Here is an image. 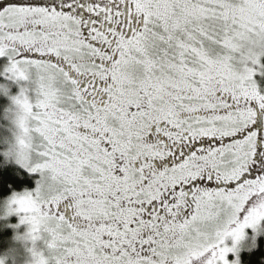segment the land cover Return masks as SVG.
I'll use <instances>...</instances> for the list:
<instances>
[{
	"label": "snow or ice",
	"instance_id": "6c2138e0",
	"mask_svg": "<svg viewBox=\"0 0 264 264\" xmlns=\"http://www.w3.org/2000/svg\"><path fill=\"white\" fill-rule=\"evenodd\" d=\"M0 57L51 264H228L264 210V0H0Z\"/></svg>",
	"mask_w": 264,
	"mask_h": 264
},
{
	"label": "clouds",
	"instance_id": "9594fccd",
	"mask_svg": "<svg viewBox=\"0 0 264 264\" xmlns=\"http://www.w3.org/2000/svg\"><path fill=\"white\" fill-rule=\"evenodd\" d=\"M9 67L10 65L7 63L4 66V71L0 72V76H5L7 81H11V84L0 83V94L9 100V103L4 107L3 113V119L7 121V124L0 125L9 135H4L0 138V143L5 145L0 150V155L4 156L5 163L15 162L22 166L21 161L27 159V152L20 145V140L31 141V137L23 129L29 124L30 114L26 106V98L27 94L33 90L34 78L31 70L24 67L23 71L28 76V79H18L16 73L5 71ZM13 84L19 88L16 94L11 92ZM28 191L18 192L14 190L10 196L0 200V220L7 221L12 216L19 218V222L16 225H5V227H12L14 231L9 247L3 253H0V264H41L45 259L51 264L50 250L33 239L31 225L26 221L25 214L20 210L19 201L25 198ZM257 203L264 204V194L257 196ZM22 225L27 226L23 232L19 231ZM218 227L221 230L230 227L228 218L222 219L218 223ZM248 228L253 230L251 237L246 231ZM262 233H264V210L260 211L251 226L245 227L239 232L238 239L231 236L227 238V240H232V244L228 246L225 243V246L233 249L230 253L236 256V259L229 261L228 264H240L239 253L243 250L251 251L256 248L258 246V237Z\"/></svg>",
	"mask_w": 264,
	"mask_h": 264
},
{
	"label": "trees",
	"instance_id": "16d2710c",
	"mask_svg": "<svg viewBox=\"0 0 264 264\" xmlns=\"http://www.w3.org/2000/svg\"><path fill=\"white\" fill-rule=\"evenodd\" d=\"M5 60L0 57V72L4 71ZM6 77L0 76V83H5ZM8 104V98L0 94V125L7 124L3 122L4 107ZM0 127V138L5 134ZM5 147L0 143V150ZM39 177L30 173L27 169L13 162L5 163V158L0 155V200L10 196L15 190L22 192L24 190H33L36 187V180ZM16 218L11 217L9 220H0V253H3L11 242L13 228L5 227L6 224L14 225ZM16 225V224H15ZM19 231H22L21 227ZM257 247L251 251H244L241 254V264H264V235L259 236Z\"/></svg>",
	"mask_w": 264,
	"mask_h": 264
},
{
	"label": "rangeland",
	"instance_id": "374dc122",
	"mask_svg": "<svg viewBox=\"0 0 264 264\" xmlns=\"http://www.w3.org/2000/svg\"><path fill=\"white\" fill-rule=\"evenodd\" d=\"M2 58L5 60V62H6V64H7V63H8L7 57H2ZM6 83H10V84H11V81H7V80H6ZM18 91H19L18 86H16L15 84H13L12 87H11V92H12L13 94H16ZM8 103H9V100H8ZM3 122L7 123V121L4 120V119H3ZM2 129H3V131L5 132V133H4L5 135H9V133H7L6 130H5L4 128H2ZM13 163H15V162H13ZM15 164H17V163H15ZM20 166H21V165H20ZM22 167H23V166H22ZM29 191H31V190H29ZM12 217L16 218V221L14 222V225L17 224V223L19 222V218H18L17 216H12ZM26 227H27L26 225H22V226H21V229H22L21 232L25 231ZM246 231L248 232V234H249L250 237L253 235V230H252L251 228L246 229ZM261 235H264V233H262ZM261 235H260V236H261ZM258 238H259V237H258ZM225 243H226L228 246H231V244H232V240H231V239H228ZM244 251H248V250H243V251H241V252L239 253L240 264H241V254H242V252H244ZM227 259H228L229 261H233V260L236 259V256H235V254L230 253V254H228Z\"/></svg>",
	"mask_w": 264,
	"mask_h": 264
}]
</instances>
